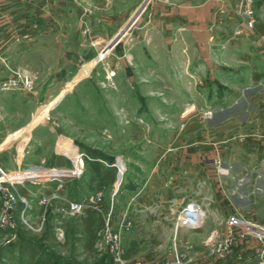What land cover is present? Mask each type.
<instances>
[{"label":"crops","instance_id":"crops-1","mask_svg":"<svg viewBox=\"0 0 264 264\" xmlns=\"http://www.w3.org/2000/svg\"><path fill=\"white\" fill-rule=\"evenodd\" d=\"M237 1L0 0V81L11 68L36 74L33 91L0 89V153L29 137L28 127L43 105L47 119L31 128L47 123L55 130L50 114L61 100L92 79L106 81L115 68L114 85L99 88L105 97L98 106L99 125H114L123 108L135 117L148 110V122L156 127L139 140L145 145L125 157L130 162L121 177L102 189L104 210L111 212L124 249L137 241L127 258L178 264L176 248L188 256L180 264H260L261 244L252 236L225 250L215 247L230 215L264 222V0H254L255 26H244L242 35L234 34L240 23ZM155 95L167 96L164 110L140 108L141 100ZM205 109L212 114L204 116ZM63 137L72 141L74 134ZM16 149L19 164L24 153ZM58 154L68 157L54 150L52 168L70 166L69 161L58 165ZM81 177L62 176L58 189L53 179L47 188L58 195L50 205L53 214L62 211L63 198H86L96 190L95 180ZM20 186L38 209L44 193L33 198L23 184H17L18 192ZM190 202L204 208L203 223L176 226L178 210Z\"/></svg>","mask_w":264,"mask_h":264},{"label":"rangeland","instance_id":"rangeland-1","mask_svg":"<svg viewBox=\"0 0 264 264\" xmlns=\"http://www.w3.org/2000/svg\"><path fill=\"white\" fill-rule=\"evenodd\" d=\"M149 1L150 0H147V2ZM129 24L130 22L122 29V31L120 30L118 35L115 37V40L121 37ZM91 64L92 61L84 64L75 78L84 74ZM13 69L15 68L9 69L8 74ZM96 71H102V67L99 64L96 66ZM109 71L114 72L115 68H110ZM113 78L114 77L112 76L110 82L105 84L92 79L90 80V85L87 87H81L72 95L65 96L59 105H57L54 109L52 114H50L52 120L51 123L53 124V129L55 130H52L47 123H44V125H38L33 129L31 128L34 124L45 118L48 105H43L32 118L31 125L28 127L29 137L27 139H16L12 143L8 144L12 141L14 136L21 134V131L16 132L13 136H7L6 139H4L3 144L8 145H6V149L2 150L0 153L1 157L4 159V166L0 167L3 172L6 173L5 175H2V177L4 179H17V184H23L31 189L33 198H35L36 194H40L41 192L49 194L50 191H48L47 188L48 186H51L53 182L51 174L62 173L61 171H58V168H52L54 167V150L59 149L61 152V149L69 144L76 147V152L82 151L87 155L84 156L82 167L84 170V172H82L86 173L84 175L83 173L79 175V177L82 176V179L90 174L92 171V167H90V165L95 164L97 161H107L108 163H111L118 160L121 165L127 167L130 159H126L125 157H130L132 150L135 149V146L145 145V143H138L139 140L141 137L143 138L145 135L151 133L154 129H156V127H153L148 122V117L151 116V113L148 112V110L140 112V114L135 117V115L131 114L129 111L122 110V108H119V110L116 111L118 118H116L117 121L114 125L108 127L99 125L98 118L102 112L99 110L98 106L100 102L105 99V97L101 95V90L99 88L113 86ZM165 97L167 96L155 95L149 98V100L148 97H146L144 101L141 100L139 106L140 108L151 106L156 110L158 108L164 110L165 106H167V98ZM57 98L58 97H56L54 101ZM54 101L49 103V105H51ZM80 103L87 105L88 110L80 108ZM209 110L210 109H205L202 112L203 115L210 116L212 114V110ZM41 112H44L45 115H43L40 119L39 114ZM158 118L161 117L158 116ZM71 124H73L74 127L70 126L69 128V125ZM68 131H72L74 134L72 141L63 137L64 135L67 136ZM58 135L61 136V139L58 138ZM16 148L22 149V152L24 153V159H22L19 164H16L18 154V150ZM66 158L70 162V166H67L72 167V162L68 157ZM102 201L104 202V198ZM32 202L31 214L35 215L38 209L35 208V200ZM51 204H54L53 199L51 200ZM55 216L57 219L61 220L64 232V240H62L64 244L60 243L53 246V250L56 253L62 256H69L81 263H90L95 258H98L103 254L109 255L106 247H103L100 250L97 249L98 253L94 257L83 253L78 241L79 228L81 227L79 215L59 211L58 216ZM21 230L20 226L13 232L0 229V244L2 242H7L6 238H9L8 241L17 239ZM0 264H23V262L19 261L17 257H11V259L7 258L2 260Z\"/></svg>","mask_w":264,"mask_h":264},{"label":"built area","instance_id":"built-area-1","mask_svg":"<svg viewBox=\"0 0 264 264\" xmlns=\"http://www.w3.org/2000/svg\"><path fill=\"white\" fill-rule=\"evenodd\" d=\"M236 12L240 23L235 27L234 34L242 35L244 33V26L249 29L254 28L257 19L254 0H238L236 3ZM261 37L264 42V32ZM112 75L113 71L106 76V81H103V83L110 82ZM35 82L36 74L33 71L26 68H15L0 81V89L33 91ZM84 156H87L84 152L77 151L79 165L70 158L72 167H67L70 169L69 172H66V174H51V178L58 179L56 189L62 188L64 185L63 181L59 179L62 176H79L82 173ZM110 165L116 168L117 178H120L124 166L118 160L111 162ZM5 174L0 167V228L14 230L20 226L28 232L35 234L41 233L47 221L51 200L58 196L56 191L54 190L49 194L41 195L37 199L38 211L35 215H32V201L26 195L17 191V179H4L2 175ZM102 199V189H97L90 196L82 199L63 198L64 206L62 211L68 214H82L88 206H93L102 217V224L95 241L96 249L100 250L106 247L113 264H143L141 260H130L124 257V247L121 243L120 232L113 226L111 212L104 210ZM204 218V208L198 203L190 202L178 210L175 225L199 226L203 223ZM55 222L56 235L62 241L64 240V232L61 220L55 219ZM226 223L225 236L216 243L215 247L218 250H225L236 239L252 236L261 244L258 251L260 264H264V222H250L242 215L232 214L227 218ZM208 239L213 240L212 235ZM8 240L9 238H6V241ZM187 258L188 256L185 251H179L175 248L174 263L180 264Z\"/></svg>","mask_w":264,"mask_h":264},{"label":"trees","instance_id":"trees-1","mask_svg":"<svg viewBox=\"0 0 264 264\" xmlns=\"http://www.w3.org/2000/svg\"><path fill=\"white\" fill-rule=\"evenodd\" d=\"M56 163L58 165H65L68 160L63 155H56ZM0 164L3 161L0 157ZM92 171L89 174L91 180H95L96 190L103 189L108 184L112 183L116 177V168L114 166H107L101 161L93 164ZM19 192L24 194L27 192L25 187L20 186ZM55 214L48 211L47 221L43 231L39 234L30 233L24 228L20 229L17 239L2 242L0 244V263L4 259H11L17 257L23 264H111L110 255L103 254L95 258L90 263L77 262L69 256H62L53 250V246L63 243L59 240L55 232ZM82 223L79 228L78 241L83 251L89 256H95L98 250L95 247V241L98 236L102 224V217L100 213L93 207L88 206L84 213L79 215ZM62 224V223H61ZM18 228V227H17ZM1 229V228H0ZM4 230V229H3ZM16 230V229H14ZM14 230H7L13 232ZM30 233V234H29ZM137 241L133 240L124 249V257H129L134 251V245ZM64 244V243H63Z\"/></svg>","mask_w":264,"mask_h":264},{"label":"bare ground","instance_id":"bare-ground-1","mask_svg":"<svg viewBox=\"0 0 264 264\" xmlns=\"http://www.w3.org/2000/svg\"><path fill=\"white\" fill-rule=\"evenodd\" d=\"M45 115L44 112H41L39 114V118L41 119L42 116ZM61 152H63L64 154H66L68 157H70L77 165H79V159L77 157V152H76V147L73 146V145H68V146H64L62 149H61ZM58 171H61L62 173L61 174H66V172H69L70 169H68L67 167L65 168H58Z\"/></svg>","mask_w":264,"mask_h":264}]
</instances>
